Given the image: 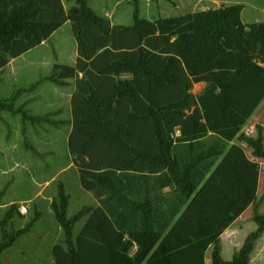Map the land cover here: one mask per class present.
<instances>
[{"label":"trees","instance_id":"16d2710c","mask_svg":"<svg viewBox=\"0 0 264 264\" xmlns=\"http://www.w3.org/2000/svg\"><path fill=\"white\" fill-rule=\"evenodd\" d=\"M73 1L66 12L62 0H0V72L66 22L76 43L75 65L55 64L46 80L75 79L67 148L99 205L69 217L60 183L51 208L65 239L54 264H205L210 247L212 264H250L264 214L259 165L240 143L264 161L263 128L241 132L264 100V23H243V6L230 5L152 21L136 9L131 25L112 24L89 0ZM164 188L179 201L170 213L156 203ZM252 205L257 231L224 260L220 236ZM9 210L24 219L18 204ZM32 225L2 228L0 264Z\"/></svg>","mask_w":264,"mask_h":264},{"label":"rangeland","instance_id":"374dc122","mask_svg":"<svg viewBox=\"0 0 264 264\" xmlns=\"http://www.w3.org/2000/svg\"><path fill=\"white\" fill-rule=\"evenodd\" d=\"M63 1L66 12L75 6L73 0ZM89 5L95 13L108 18L112 24L131 25L136 9H138L139 17L152 21L230 5L243 6L241 13L243 23H264V0H139L137 4L134 0H89ZM75 46L70 22H67L44 46L34 49L23 58L10 61L0 72V103H4V107L0 108V166L2 168V173L0 172V243L2 228L12 231L22 230L33 221L30 230L2 253L1 264H54L52 250L58 244L63 245L65 239L51 208L60 190V183L70 197L69 217L96 205L93 194L81 189L80 180L74 169L56 176L57 170L65 167L70 161L67 157L68 149L67 156L63 153L67 148L65 143L63 149L65 132L63 130L53 132V130L51 133L48 130V134H45L46 126L42 122L33 126L27 124L24 126L22 121L27 120L25 115L27 112L24 109L32 99L27 103L25 101L27 95L22 96L21 101L16 103L25 102L26 104L21 105L19 112L18 104L14 103L15 95L18 94L21 97L22 94L29 93L30 86L47 78L55 64L71 65L74 61ZM30 64L35 69L34 72L25 74L20 72L23 66ZM55 86L45 87L44 94L46 93L48 97L44 101L41 90L33 92L40 99L32 106L35 114L46 113L49 102L56 103L57 98H59V108H66L63 103L66 96L64 93V95L61 94L62 97L55 95V91L60 90L59 86ZM39 87L40 85L35 89ZM201 89L199 86H194L192 93L197 95ZM51 92L54 95L50 96ZM55 108L57 109L56 106ZM40 115L35 117L42 118ZM252 124L256 135L257 126H261L264 133V104L259 108ZM49 151H52V155ZM17 160L21 166L19 168L15 165ZM32 161L35 163L33 168L30 165ZM23 165L24 167L28 165V169H24ZM261 168L260 203L262 204L264 203V165ZM47 182H51V185L44 187ZM30 199L33 201L28 202ZM19 200L25 203L14 202ZM13 204L19 205V212L23 214L24 219H16L15 214H9ZM260 211L264 212V208H260ZM4 217L7 222L4 221L3 225ZM35 218H37L36 221ZM11 221L14 223L13 226L9 225ZM81 227L82 222L76 225L75 231H79Z\"/></svg>","mask_w":264,"mask_h":264},{"label":"crops","instance_id":"0c3cea01","mask_svg":"<svg viewBox=\"0 0 264 264\" xmlns=\"http://www.w3.org/2000/svg\"><path fill=\"white\" fill-rule=\"evenodd\" d=\"M63 3V7L64 5V1L62 0ZM65 9V7H64ZM66 11V9H65ZM67 23V22H66ZM66 23L56 32H54L47 40H45L44 42L41 43V45H39L38 47L44 46L46 44V42L53 37L56 33H58L65 25ZM37 47V48H38ZM36 49V48H35ZM34 50V49H33ZM31 50V51H33ZM31 51H29L26 54H29ZM24 54V55H26ZM24 55L20 56V57H25ZM18 57V58H20ZM18 58L13 59L11 61H16ZM73 63L70 64H62V65H68V66H74L76 63V59H77V51H76V46L74 47V55H73ZM34 68L32 67V65L30 64L29 66H23L22 69L20 70L21 73L25 74L27 72H34ZM53 73V71H51ZM51 73V74H52ZM49 74V76L51 75ZM79 77L81 78L82 76L79 75ZM124 78H130V75H125L123 76ZM40 85V87L38 89H35L36 87H38ZM59 86L60 90L59 91H55V95H60L61 94H65L66 98L63 101L64 105H65V109H61L59 108V104H58V100L59 98H57L56 96V103L51 101H47L49 102L48 105V109L47 112L44 113L43 115L40 114H35L33 107L40 99L38 98L39 96H37V94L34 95L33 92H35L36 90H41V95H43L42 99L44 101L45 98L48 97V95L45 93L44 94V89L46 86ZM55 86V87H56ZM194 86H199L201 87V91H203V89L205 88V84L204 83H200V84H196ZM30 92L26 93V94H22L21 97L17 95L14 96V103L18 104V109L17 111L19 112V109L21 107V105L25 102H18L17 101H21L22 96L27 95V99L25 100L30 101V99H32V102L30 104V102L28 103L27 108L25 107V111L27 112L25 115H27V120L22 121V124L25 126L27 125H36V124H42L45 125V134H48V130H50V132L52 133L55 132L56 130H63L65 132L64 136V146L63 149L65 147V143L68 144V138L69 135L72 131V111H71V98L72 95L75 93L76 91V85H75V79H68L66 80L63 84L58 85L55 83H52L48 80H46V78L42 79L39 82H36L35 84H33L32 86H30ZM63 90V92H62ZM201 91L199 92V94L201 93ZM63 94V95H64ZM54 95L52 92L50 93V96ZM198 95V94H197ZM62 97V96H61ZM30 104V105H29ZM264 104V100L262 101V103L259 105V107L257 108V110L255 111L254 115L252 116V118L249 120V122L243 127L242 129V133H244L246 136L249 137H256V131L254 130V125L252 124V122L255 119V116L257 115L259 108ZM55 106L57 107V109L55 108ZM56 109V110H55ZM20 114V113H19ZM31 115V116H30ZM36 115H40L41 117H38V121L36 120H32V118H36ZM19 116V115H18ZM63 116H65V118H63ZM24 118V117H23ZM40 127V126H39ZM176 136H179V132L176 133ZM212 134H209L206 138L203 139V141L205 142V144L203 145V150H211L213 151V146H212ZM232 144H237V141H233L229 143V146ZM186 145H182V147H185ZM240 146L243 148L246 157L257 163L259 165V175H258V185H257V207H258V212L260 214H264V212L260 211V208L263 209L264 208V203H260L261 198H260V192H261V173H262V165H264V161L259 159V158H255L252 155V150L245 144V143H240ZM67 149H65V151L63 152L64 155L67 156ZM49 153L52 155V151H49ZM67 156L70 161L69 163L63 167L60 168L59 170H57L56 176H61L63 174L68 173L69 171H72L73 169L76 171V174L79 178V173L77 171V169L73 166V163L71 161V157L70 154L68 152ZM184 159L187 160L188 158V154L184 153L183 155ZM58 158V157H57ZM15 165L17 166V168L21 167L20 163L15 161ZM31 167H35V163L32 161L30 163ZM24 167V165H23ZM24 169H28V165L27 167H24ZM0 172L2 173V168L0 166ZM0 173V174H1ZM51 185V182H47L45 183L44 187H48ZM34 186H36V181H34ZM81 187V185H80ZM81 189H83L81 187ZM174 191L171 190L170 188H164L161 190V192L158 194L157 193V198H156V203L159 204L161 206L162 211H166L167 213H170V211H173L174 209H176L178 207L179 201L177 200V198H174ZM94 202L96 203V206L99 205L98 200L92 195ZM33 201V199H30L28 202ZM15 203L18 204H22L25 203L24 201H14ZM168 204V206H167ZM261 205V206H260ZM93 207V208H94ZM253 211H254V205L248 207L246 209V211H244L220 236V252H221V257L224 260H229L233 257L234 252L238 251L243 244L245 243V241L247 240V238L249 237L250 234L254 233L255 231H257L258 229V225L257 223L253 220ZM161 212V211H160ZM23 215V214H22ZM211 253H212V247H210L207 252L205 253V264H212V260H211ZM253 262H255V264H264V232L263 234L259 237V239L256 241L255 243V247L254 250L251 254V262L250 264H252Z\"/></svg>","mask_w":264,"mask_h":264}]
</instances>
